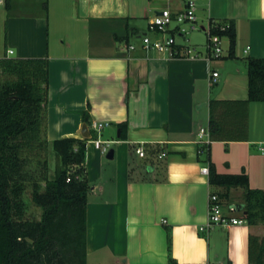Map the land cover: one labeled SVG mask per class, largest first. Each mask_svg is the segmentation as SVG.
<instances>
[{
  "label": "crops",
  "instance_id": "obj_1",
  "mask_svg": "<svg viewBox=\"0 0 264 264\" xmlns=\"http://www.w3.org/2000/svg\"><path fill=\"white\" fill-rule=\"evenodd\" d=\"M0 4V57L12 50L14 57L49 60L47 139L95 133L85 160L88 263L247 264L249 235L264 237V225L200 229L210 194L239 205L246 188L211 185L201 171L209 166L208 153H199L197 140L200 128L208 127L211 99L248 98L247 59L264 58V0H198L197 30L227 23L236 33L232 55L228 49L212 60L207 46L195 45V58L185 56L188 37L176 38L171 51L144 47L145 35L166 37L149 29L154 16L165 8L182 10L184 0ZM224 42L229 47L227 36ZM213 71L218 81L210 84ZM95 121L109 125L98 133ZM125 122L127 139H121ZM97 139L112 142V158ZM209 156L217 172H245L250 188L264 189V102L249 104L247 140L213 141Z\"/></svg>",
  "mask_w": 264,
  "mask_h": 264
},
{
  "label": "trees",
  "instance_id": "obj_2",
  "mask_svg": "<svg viewBox=\"0 0 264 264\" xmlns=\"http://www.w3.org/2000/svg\"><path fill=\"white\" fill-rule=\"evenodd\" d=\"M229 40V55L236 44L232 26L219 32ZM248 98L211 99L209 131L213 141H244L248 138L249 104L264 102V58L247 59ZM0 264H89L87 261V204L90 184L86 175L87 143L90 137H64L50 142L46 137L49 98L47 57H0ZM90 124L89 112L82 113ZM121 139H127L128 124L121 123ZM52 145L60 164L54 178L43 174L33 182L32 200L42 208L40 220L26 219L24 194L31 183L28 167L41 163ZM209 182L225 189L245 187L238 206L249 225H264V189L250 188L242 173H219L210 159ZM40 181L45 182L41 189ZM225 194L222 193L221 196ZM128 264V263H113ZM170 264V263H166ZM248 264H264V237L249 235Z\"/></svg>",
  "mask_w": 264,
  "mask_h": 264
},
{
  "label": "built area",
  "instance_id": "obj_3",
  "mask_svg": "<svg viewBox=\"0 0 264 264\" xmlns=\"http://www.w3.org/2000/svg\"><path fill=\"white\" fill-rule=\"evenodd\" d=\"M2 0H0L1 2ZM198 6V0H184V7L182 10L173 12L170 8L162 9L157 13L153 20L149 24L151 31H156L166 35L163 39L152 40L148 35L143 37V44L146 49H156L171 51L176 46V36L180 35L184 39L190 30L201 29L197 24L196 10ZM230 28L227 23H210L204 32L207 36V50L208 60L219 59L224 55L223 38L219 32H226ZM193 48H185L183 54L185 56L195 58L197 55ZM12 50H8V54H12ZM219 73L217 71L211 72L209 76L210 84H214L218 81ZM109 125V122H93L92 128L96 132H101L105 127ZM96 145L102 150L103 153H107L110 149L112 142L101 141L97 139ZM199 153H206L212 144L209 127H201L198 132ZM136 152L140 156H144V149L139 147ZM201 171L204 174H209V166H203ZM240 211L236 204H226L218 194L212 193L209 196L208 201V214L207 222L200 227L202 231H207L215 226H232L246 223L245 217L238 216ZM210 264V263H206Z\"/></svg>",
  "mask_w": 264,
  "mask_h": 264
},
{
  "label": "rangeland",
  "instance_id": "obj_4",
  "mask_svg": "<svg viewBox=\"0 0 264 264\" xmlns=\"http://www.w3.org/2000/svg\"><path fill=\"white\" fill-rule=\"evenodd\" d=\"M1 8H4V5L0 4V9ZM141 25H142L141 28L146 30V19L142 20ZM3 29L4 27L2 28V26L0 25V38H2L3 36ZM187 37L189 38L188 43L191 48H193L195 45L200 49L206 48L207 36L204 31L190 30ZM176 38L179 43L184 42V39L182 36L177 35ZM223 48H224V52L228 51L229 47L226 42H224ZM9 55L12 57L15 56V54H9ZM2 80H3V77H0V84ZM44 159H47V162H48V171H49L48 176L50 178L55 177L56 168L60 164V160L57 154L55 153L52 145L49 146L48 150L45 153L43 152L41 163H39L38 160H35V159L32 160L31 164L28 167L30 176L32 177V181L31 183H27V189L24 194V201L26 204V212H25L26 219L40 220L42 216V212H43L42 208L37 206L32 200V190H33V182L36 180H39L40 177H42V174H43L42 162L44 161ZM40 186H41V189H43L45 186V182L40 181ZM238 204H242V203H238ZM248 225H249L248 223H243L241 226L247 227ZM226 246H224V249H226ZM247 262H249V258Z\"/></svg>",
  "mask_w": 264,
  "mask_h": 264
},
{
  "label": "water",
  "instance_id": "obj_5",
  "mask_svg": "<svg viewBox=\"0 0 264 264\" xmlns=\"http://www.w3.org/2000/svg\"><path fill=\"white\" fill-rule=\"evenodd\" d=\"M113 153H114V150L113 149H110L107 153V157L108 158H112L113 157Z\"/></svg>",
  "mask_w": 264,
  "mask_h": 264
}]
</instances>
